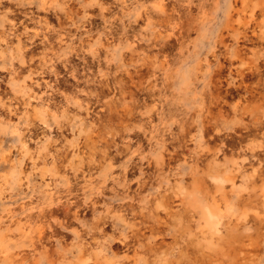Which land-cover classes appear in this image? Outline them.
<instances>
[{
    "label": "clouds",
    "instance_id": "9594fccd",
    "mask_svg": "<svg viewBox=\"0 0 264 264\" xmlns=\"http://www.w3.org/2000/svg\"><path fill=\"white\" fill-rule=\"evenodd\" d=\"M0 264H264V0H0Z\"/></svg>",
    "mask_w": 264,
    "mask_h": 264
}]
</instances>
